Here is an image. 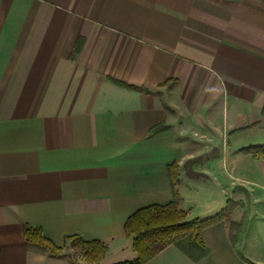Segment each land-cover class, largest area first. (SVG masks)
<instances>
[{
    "label": "crops",
    "instance_id": "1",
    "mask_svg": "<svg viewBox=\"0 0 264 264\" xmlns=\"http://www.w3.org/2000/svg\"><path fill=\"white\" fill-rule=\"evenodd\" d=\"M263 108L264 0H0V264H75L27 226L134 261L128 218L175 193L236 205L145 264H264Z\"/></svg>",
    "mask_w": 264,
    "mask_h": 264
},
{
    "label": "trees",
    "instance_id": "2",
    "mask_svg": "<svg viewBox=\"0 0 264 264\" xmlns=\"http://www.w3.org/2000/svg\"><path fill=\"white\" fill-rule=\"evenodd\" d=\"M165 128L158 126L153 129V133L161 132ZM243 152L264 158V145L250 146L243 149ZM179 204L180 197L175 193L173 201L166 206H149L133 213L128 218L125 229L128 235L134 236L133 248L138 257L134 261L117 264H145L171 244L188 252L205 254L208 249L201 240V232L207 226L228 217L236 205L229 201L223 210L211 217L185 221V213L180 210ZM25 233L29 243L48 249L53 255H60L62 249L45 238L40 228L27 226ZM69 238L85 247L84 256L90 261L98 262L107 251V247L99 241L86 242L81 237Z\"/></svg>",
    "mask_w": 264,
    "mask_h": 264
},
{
    "label": "rangeland",
    "instance_id": "3",
    "mask_svg": "<svg viewBox=\"0 0 264 264\" xmlns=\"http://www.w3.org/2000/svg\"><path fill=\"white\" fill-rule=\"evenodd\" d=\"M64 250L66 253H68L71 256V259L75 264L95 263L85 258L84 256L85 247L81 243L76 242L75 240H73V243H69L68 246L62 251Z\"/></svg>",
    "mask_w": 264,
    "mask_h": 264
}]
</instances>
